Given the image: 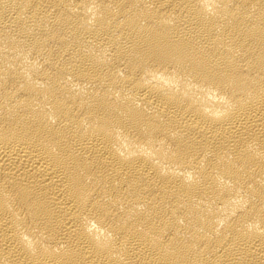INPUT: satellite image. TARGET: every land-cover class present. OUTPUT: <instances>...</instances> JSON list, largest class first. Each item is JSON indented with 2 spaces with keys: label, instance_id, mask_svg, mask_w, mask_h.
I'll return each mask as SVG.
<instances>
[{
  "label": "bare ground",
  "instance_id": "6f19581e",
  "mask_svg": "<svg viewBox=\"0 0 264 264\" xmlns=\"http://www.w3.org/2000/svg\"><path fill=\"white\" fill-rule=\"evenodd\" d=\"M0 264H264V0H0Z\"/></svg>",
  "mask_w": 264,
  "mask_h": 264
}]
</instances>
